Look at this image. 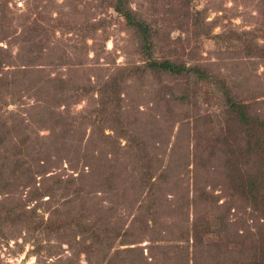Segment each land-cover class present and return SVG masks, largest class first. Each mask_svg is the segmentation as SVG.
<instances>
[{
  "label": "rangeland",
  "instance_id": "rangeland-1",
  "mask_svg": "<svg viewBox=\"0 0 264 264\" xmlns=\"http://www.w3.org/2000/svg\"><path fill=\"white\" fill-rule=\"evenodd\" d=\"M128 6L148 25L155 45L152 57H168L196 67L197 78L140 73L135 67L143 65L146 57L139 35L110 0H0V75L16 66L22 70L12 77L16 85L11 80V94L9 90L4 92L0 84V109L5 101L13 118L19 116L25 123L33 119L27 132L22 126L25 151L30 154L36 140L49 132L41 129L37 119L47 121L49 115L61 114L64 106L59 102L60 94L51 92L53 82L46 73L83 80V74L96 72L99 78H113L122 92L121 98L113 101V108L120 111L113 120L110 113L102 115L94 133L78 118L71 123L67 142L71 149L78 145L80 149L75 169H70L64 160L53 161L49 171L31 174L36 187L33 198L22 183L17 190L12 186L11 191L3 189L0 199L7 192L20 197L27 209L36 205V219L42 218L44 226L35 227L26 218L1 224L0 264H114L116 252L124 258H142L141 251L145 257L151 254L156 264H163L159 246L178 244L174 240L178 237L190 249L189 263L214 258L218 238L227 243L228 253L222 256L229 257V264H235L238 258L249 260L248 256L260 249L261 235L264 237L260 198L257 194L256 199H251L244 187L233 190L231 186L235 176L244 183L248 173L261 178L256 145L264 146V135L251 132L247 136L236 126L233 115L226 113L223 93L244 99L251 114L264 118V0H128ZM29 58L33 60L30 64L19 65ZM2 76L1 82L5 81ZM64 96L65 107L73 115L91 102L80 95L73 96L70 90ZM94 98H98L97 94ZM5 123L0 126V144L11 146L20 135L10 130L11 121ZM56 124L59 130L62 123ZM89 132L93 133L91 143ZM246 139L254 146L251 156L240 151H244ZM157 144L161 147L158 152L153 151ZM152 154H164V168L173 159L180 162L182 158L181 162L187 164L180 167L178 175L174 172L175 185H167L166 189L156 184V188H150V180L142 185L145 162ZM81 155L89 157V165L82 166L85 162ZM112 155L115 166L120 164L118 159L126 166L118 174L122 182L113 184L114 196L107 187L111 184L106 181L108 168L99 165L102 174L98 171V175L93 164V157H97L98 164ZM37 164H33L34 169ZM157 168L160 167L147 171L148 179ZM53 175H73L76 179L62 190L53 189L49 187L57 181L51 180ZM257 187L262 193L264 184L259 182ZM44 188L49 191L36 194ZM195 188L204 195L197 204L191 201L186 206V197L190 200ZM75 193L81 196L79 199L76 195L73 204L74 212L78 211L74 222L80 225L76 229L100 217L94 226H101L106 235L103 241L83 235L80 249L72 244L81 238V231L64 236L53 229L58 210ZM157 195L176 199L183 209L179 212L181 220L171 212L170 200L168 203L161 199L164 214L153 220L156 208L148 197ZM80 218L84 219L82 223ZM192 218L196 228L201 227L194 236L190 234L184 240L180 239L186 235L184 232H171L173 220L180 221L179 228L190 225L193 229ZM129 248L134 249L133 253L123 252ZM178 251L177 255L184 257L185 249ZM175 256L170 255L172 261Z\"/></svg>",
  "mask_w": 264,
  "mask_h": 264
},
{
  "label": "trees",
  "instance_id": "trees-1",
  "mask_svg": "<svg viewBox=\"0 0 264 264\" xmlns=\"http://www.w3.org/2000/svg\"><path fill=\"white\" fill-rule=\"evenodd\" d=\"M112 3V7L119 12L126 24L130 27H132L139 35L140 41H141V48L142 52L144 51V55L146 57L145 62L141 66H136L135 68L139 70L140 73H145V72H153L156 74H169V75H174L178 74L180 77H189V76H195V72H197L198 68L193 67V66H187L185 63L182 62H176L174 60H171L170 58H154L152 57L151 53L155 47L153 40L151 38V35L148 32V25L146 22H144L143 19L138 17L136 15V12L132 9L129 8L128 6V0H110ZM32 59H28L24 61V63H20V66H25L28 65L32 62ZM78 66V64H76ZM0 64V68H1ZM88 69H91L87 67ZM20 69H23L22 67ZM32 69V68H31ZM72 69V68H71ZM22 70L18 69V66L9 69L8 71H4L6 73L2 78L5 79V81L1 82L2 84L1 87L4 88V92L9 90V93H12L11 87H13L10 82L14 83L16 85L15 81L13 80V75H16L20 73ZM11 74L9 75V73ZM30 73H32L30 71ZM83 74V73H82ZM203 73H200L199 75L202 77ZM94 75V76H93ZM206 75V74H205ZM47 79H50V82H53L51 87V92H58L60 95L61 101L60 104L62 107V113H57L58 115H49L46 120L47 121H41L42 119H37L39 121V124H41V129H47L49 130L48 134L45 136H41L40 139L36 140L37 142L34 143L35 145L32 146V149L30 151V154L28 151H25L24 145H23V140L21 139L22 133L27 132L28 128H30L31 123L33 122V119L31 121H23V118H19L17 116L16 118H13L12 111H8L5 105V101L2 105V108L0 109V126L3 124L5 125L6 121H11L10 124L12 126L10 127V130L15 131V135H20L18 140H14L12 142V145L9 146L6 144H0V194L3 193V189L6 191H11L12 189H9L10 186H12L13 189L16 188L19 189L21 188V185L25 186L29 190L30 197H35L34 190L36 189L34 185V181H31V174H34L36 172H41L43 171L44 173L49 171L51 167L54 165L53 161H65L67 162V165H70V169H75V165H77V161L79 160V145L76 146L74 149L70 148V144L67 142L68 133H70V126L71 123H73V120L76 119L79 123H83L84 125H88L89 130L93 131L94 133V128L100 123V119L102 118V115L105 113H110L111 120H113V115H115L117 112L120 111L119 108H113V101H118L121 98V90L117 89V85L114 82L113 78H104V77H98L95 74H83L84 78L81 80L78 77H72L70 78L67 76L65 79L61 78V74L55 77H51L48 73H46ZM50 77V78H49ZM93 77V79H91ZM196 77V76H195ZM209 78L208 76H206ZM197 78V77H196ZM204 78V77H203ZM37 79V78H36ZM46 79V77H45ZM20 80V79H19ZM34 82V80H33ZM32 82V83H33ZM37 84H34L36 86ZM1 89V88H0ZM30 89V88H29ZM70 90L72 95H80L79 97H84L86 101L88 99H91L90 101H87V104L84 105V108L82 109L81 112L78 114H71L69 110L65 107L67 105V100H65V93L66 91ZM94 94H97L98 98H94ZM224 95V100L226 104V113L229 115H233V120L236 124V126L242 131L245 132L247 136L251 135V132L253 134L257 133H262L264 135V118L256 116V114H251L250 109L248 104L244 101V99H240L233 95V93H223ZM88 98V99H87ZM47 106V105H46ZM12 115V117H11ZM56 116V117H55ZM105 117V116H103ZM51 119L50 121H48ZM105 120V119H104ZM47 122H50L51 125L46 124ZM25 123V124H24ZM56 123H62L61 128L57 130L58 126ZM22 126H24V131L22 132ZM86 127V126H85ZM243 127V128H241ZM260 129V130H259ZM9 130V129H8ZM82 132L85 133V130ZM67 133V134H66ZM80 134L78 139H81L82 135ZM92 132H89L88 138H89V143L93 142V134ZM70 135V134H69ZM71 136V135H70ZM47 140V141H46ZM38 141H40L38 143ZM35 142V141H34ZM45 142V143H44ZM68 144V145H67ZM176 144V143H175ZM178 145V143H177ZM259 148V151L257 152L259 154L260 158V164L262 168V173L260 175L261 178H256L252 174L247 175V181L246 183L243 182V180L236 178V180L231 186L233 190H236V188H245L247 197H251V199H256V195L258 194L260 198V205H261V210L264 212V187H262V193H258V188L257 184L260 182L261 184H264V146H260V144L256 145ZM160 146L157 144L156 147L154 148L153 151H160ZM254 149L253 144L249 140L246 139L245 145H244V151L240 150L242 153L245 155L251 156L254 154ZM27 150V149H26ZM53 151H56L57 154H55ZM54 155L52 158L50 156ZM37 155V156H36ZM73 155L75 157H73ZM157 155V154H156ZM155 154H152V157L150 159H147V162H145L144 169H146L144 172V175L141 178L142 185H146L148 183V180H150V188H156V184H161L165 185V188L167 189V185H175L177 182L175 178L174 172L177 173V175L181 172V166L183 164H186L185 162H181L182 158H176L180 159L181 161H177L172 157V161L169 160V164L167 165L166 168L161 167L163 163L162 158H164V154L160 156H156ZM84 162L82 166L84 165H89V157L85 158V156H82ZM94 159V170L95 172L99 175L98 171L101 173V170H99V165L101 166L102 164H105L106 167L108 168V174L106 175V181L107 179L111 181V184L107 185L108 191L110 192V195L114 196L115 195V185L114 183H121V179L119 178L118 174L120 173V170L122 169L125 170L126 166L125 163L121 164V159H116L117 161L120 162L118 166H115V160L113 158L107 159L103 158L102 161H99V163H96L97 157H93ZM114 162V164H113ZM27 163V164H25ZM38 163V164H37ZM244 163V162H243ZM33 164H37V167L34 169ZM187 165V164H186ZM154 166H159L160 168H157V172L154 175V172L152 171L151 174V179H148V174L147 171ZM183 167V166H182ZM185 167V165H184ZM92 169V168H91ZM98 169V170H97ZM80 173V171H79ZM94 173V172H93ZM158 173V174H157ZM102 174V173H101ZM152 177H155L154 180H152ZM56 179L57 181L52 182V184L49 187H52L53 189H64L66 185L72 181H74L76 178L73 175H68L65 178H61L60 175H53L51 176V180ZM113 179H115L113 181ZM261 180V181H260ZM113 181V182H112ZM22 183L21 185H19ZM48 187V188H49ZM255 187V189H254ZM257 187V188H256ZM44 188L40 192L36 193L37 195H40L42 192H48L49 189ZM6 195L3 196L0 199V225L5 224V223H15L16 219L18 218H26L28 221L33 224L35 227H40L43 225V219L42 218H37L36 219V205H33V207L30 209H27L24 205V202H22L20 197H14L7 192H5ZM64 193V192H63ZM3 195V194H1ZM74 195V196H73ZM71 195L69 198L65 199L63 202V206L58 210L56 219L54 221V230H57L58 232L61 231L63 235H67L69 233H74L77 231H81L80 235L81 238L73 243L72 245H78L77 247L83 248V240L85 239L83 235L90 237L91 240L94 241H103L106 237L105 231L102 230L101 226H94L96 225L95 222H98L100 217L95 218V220L88 226H83L79 229L78 228L80 225L78 222H74L75 218V213H78V211L74 212L75 210L73 207V204L77 201L76 193ZM79 195V193H78ZM77 195V196H78ZM203 192L197 191L196 188L192 189V195L191 199L187 200L186 206L191 202L194 201L197 204V201L200 199V197H203ZM81 196H78L80 199ZM78 199V200H79ZM149 200H151V204L155 206L156 211L155 217L153 220H156L159 216H162L164 213L161 208L165 207L163 204V201H168L172 203V209L171 212L173 214H177L178 218L181 220V215L179 214L182 213L183 209L182 207H178L176 204V199H167L162 198L161 196L157 195L156 197L151 196V198L148 197ZM161 199V200H160ZM192 205V204H190ZM189 205V206H190ZM193 206V205H192ZM62 209V210H61ZM169 212V211H167ZM166 212V215H167ZM184 212L186 213V216L188 217V214L186 212V208L184 209ZM171 214V213H170ZM83 215V214H82ZM264 215V214H263ZM264 217V216H263ZM83 218V216H82ZM80 218V222L82 223L84 219ZM174 218V217H172ZM91 219V218H88ZM101 220V219H100ZM99 220V221H100ZM171 220V219H170ZM187 220V219H186ZM191 223L194 226L192 229L190 225L184 227V228H179L178 226L181 224L180 221L178 220H173V228L171 229L172 233H176L178 231H181V235H183V232L186 234L184 237L180 239L186 240L187 237L192 234L194 236V231L199 228H196V222L194 221V218L191 219ZM189 222V221H188ZM264 222V219H263ZM264 224V223H263ZM44 226V225H43ZM176 226V227H174ZM197 226H200L199 224ZM1 227V226H0ZM169 227V226H168ZM224 227V226H223ZM169 230V229H168ZM223 228L221 229V231ZM171 236V235H170ZM72 238H75L74 236H71ZM178 238L174 239L178 241V244H172V243H165L163 246H159L162 248V251H160V254L163 255L161 259H163V264H229L227 262L229 260V257L222 256L223 254L228 253L227 250V243L225 240L222 238H218L217 241V250L218 253L215 254L214 258L211 257L210 260H203V259H198L196 262L195 260L191 263L188 262L190 252L189 248H185L184 244H181V242L178 240ZM197 244H194V251H193V256H196V247ZM260 244V249L257 253L253 252L248 256L249 260H243L238 258L237 262L235 264H264V237L261 235V242ZM76 247V248H77ZM190 247V246H189ZM73 248V246H72ZM192 248V246H191ZM179 249H185V255L184 257H179L177 254H179ZM192 250V249H191ZM134 249L129 248L124 250L123 252L125 253H133ZM141 251V249H140ZM116 252L114 254L115 256V262H118L120 264H156L157 262H154V257L151 254H147L143 256V251L140 252L141 256L138 257L134 255L131 258L129 255H127V258L123 256H117ZM212 253V252H211ZM174 254L176 255L174 258V261H172V258H170V255ZM144 258V259H143ZM149 258V259H148ZM117 260V261H116ZM72 261V260H71ZM72 264H79V263H74L72 261ZM70 264V263H69ZM233 264V263H232Z\"/></svg>",
  "mask_w": 264,
  "mask_h": 264
}]
</instances>
